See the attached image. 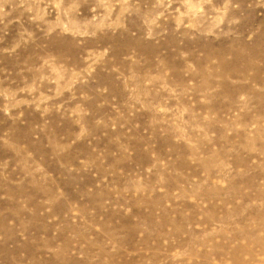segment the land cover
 <instances>
[{"label":"rangeland","instance_id":"obj_1","mask_svg":"<svg viewBox=\"0 0 264 264\" xmlns=\"http://www.w3.org/2000/svg\"><path fill=\"white\" fill-rule=\"evenodd\" d=\"M0 264H264V0H0Z\"/></svg>","mask_w":264,"mask_h":264}]
</instances>
